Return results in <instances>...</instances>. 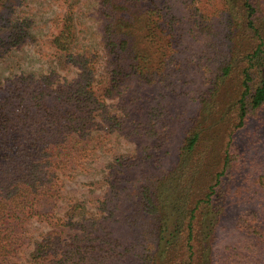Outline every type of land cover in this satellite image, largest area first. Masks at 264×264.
Here are the masks:
<instances>
[{"label":"trees","instance_id":"trees-1","mask_svg":"<svg viewBox=\"0 0 264 264\" xmlns=\"http://www.w3.org/2000/svg\"><path fill=\"white\" fill-rule=\"evenodd\" d=\"M63 1L49 43L76 77L58 81L55 68L0 77V264H19L33 218L48 227L32 240L30 264H111L129 253L133 264H264V0H191L203 8L202 31L219 36L215 61L193 111L172 116L186 121L176 157L145 172L126 199L134 239L127 244L109 219L123 198L120 174L130 156L113 153L88 182L106 186L89 214H79V202L63 214L52 207L65 178L125 129L109 100L167 74L179 50L178 18L167 0H98L99 45L87 48L77 33V0ZM29 3L0 0V61L36 40ZM146 111L145 132L158 150L173 120L156 106ZM253 119L254 137L244 145L238 134ZM153 154L145 148L140 158ZM235 206L234 224L250 239L218 245Z\"/></svg>","mask_w":264,"mask_h":264},{"label":"rangeland","instance_id":"rangeland-1","mask_svg":"<svg viewBox=\"0 0 264 264\" xmlns=\"http://www.w3.org/2000/svg\"><path fill=\"white\" fill-rule=\"evenodd\" d=\"M166 2L170 4L178 18L177 33L181 39L179 40V50L175 55L176 60L169 63L166 69L167 74L162 78H158L150 84L129 85L122 90L120 95L109 100L110 108L123 118L125 129L110 134L106 145L96 151L95 158L91 160L90 164L77 168L71 176L65 178L62 194L55 200V206L52 207L56 213L63 214L73 203L79 202L83 204L79 214H89L91 209H94L97 200L103 197L106 186L88 182L101 176L106 162L113 153L130 156L127 161H132V163L125 169L127 174H120L122 178L126 175L122 181L126 187L122 192L123 198L117 200L114 208L115 215L113 219H109V224L115 229V234L121 238L123 244L134 240L128 222L132 206L127 204L126 199L129 200L131 196L135 195L136 184L145 172H154L161 165H167L176 157L178 145L184 135L180 124L186 121H182L183 117L172 116L182 114L186 110L188 113H191L190 110L193 111L196 102L194 97L197 98L198 91L205 87L207 69L212 66L211 62L215 61H212L214 55L212 44L219 40L218 34L211 35L202 31V7L201 9L195 8L191 0H167ZM29 4L35 19L36 40L15 50L9 57L0 61V77L14 72H31L39 75L55 68L57 70L56 80L75 78L77 69L66 65L49 43V38L55 31L51 19L63 10L64 1L30 0ZM97 6L98 0L76 1L77 33L81 45L87 48L99 45ZM211 11L212 8L208 7L207 13L212 14ZM204 20L206 22L207 19L204 18ZM213 25L218 27V22ZM152 106H156L163 113H168L173 120L168 123L172 130L164 132V137L160 141L162 146L158 150H155V137H150L145 132L146 110ZM261 112L264 114V108ZM257 125L255 119L248 122L247 126L239 132L238 142L246 145L248 140L254 137L253 131ZM164 128L166 127L158 125L159 131ZM259 136L261 139L258 141V145L264 147V126ZM145 148L150 151L154 150L151 159L140 158V154ZM47 206L49 207V205ZM235 208L237 211L235 206L227 212L223 226L219 230L218 242L220 243L218 245L231 244L234 246L236 244L235 246H237L243 239H250L248 234L242 233L234 224ZM29 223L24 233L23 243L16 256L19 264H30L28 257L32 249V240L48 227L45 219L33 218ZM259 249L262 254L264 246ZM135 262H137L136 256L129 253L120 259H114L111 264H133Z\"/></svg>","mask_w":264,"mask_h":264}]
</instances>
